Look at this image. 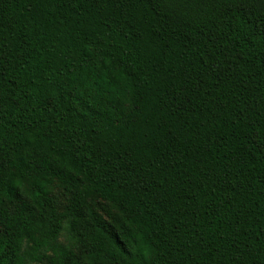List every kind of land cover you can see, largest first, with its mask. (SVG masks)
<instances>
[{
	"label": "trees",
	"instance_id": "obj_1",
	"mask_svg": "<svg viewBox=\"0 0 264 264\" xmlns=\"http://www.w3.org/2000/svg\"><path fill=\"white\" fill-rule=\"evenodd\" d=\"M0 264H264V0H0Z\"/></svg>",
	"mask_w": 264,
	"mask_h": 264
},
{
	"label": "rangeland",
	"instance_id": "obj_2",
	"mask_svg": "<svg viewBox=\"0 0 264 264\" xmlns=\"http://www.w3.org/2000/svg\"><path fill=\"white\" fill-rule=\"evenodd\" d=\"M52 190L54 191L55 195H57L60 199H63L62 190L57 186V184L53 185Z\"/></svg>",
	"mask_w": 264,
	"mask_h": 264
}]
</instances>
